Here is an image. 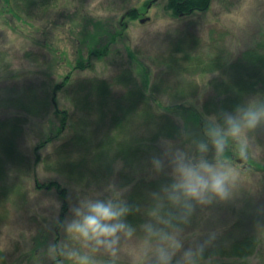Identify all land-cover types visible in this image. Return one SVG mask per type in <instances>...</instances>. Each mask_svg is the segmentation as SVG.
<instances>
[{
	"label": "rangeland",
	"instance_id": "1",
	"mask_svg": "<svg viewBox=\"0 0 264 264\" xmlns=\"http://www.w3.org/2000/svg\"><path fill=\"white\" fill-rule=\"evenodd\" d=\"M138 1L145 0L62 2L55 14L57 25H50L48 34L39 36L41 42L33 40L35 33L0 28V65L9 67L7 75L19 74L12 81H0V118L13 112L22 113L21 104L27 103L25 93L43 92L46 77L57 72L69 73L80 56L87 55L88 46L96 40L97 44H105L110 32H119L121 36L112 45L109 56L97 62L94 70L78 72L77 80L94 77L111 80L121 75L126 66H138V61L154 74H160L163 73V57L175 49L181 55L191 52L204 57L236 58L242 51L255 47L264 35V0H213L208 12L182 19L173 18L165 7L166 0H160L157 6L146 10L140 20H126L120 26L119 20L126 9L137 5ZM86 26L88 31H83ZM128 48L135 53V59ZM27 51L32 52L30 57L25 56ZM56 76L53 77L56 79ZM170 81L183 88L191 83L175 75ZM168 93L158 96L164 105L177 101L174 93ZM114 94L120 97L121 87L116 88ZM58 98L61 107L74 114L72 124L77 129L73 134L89 140L87 147L76 150L73 160H67L80 163L86 178L80 180L75 176L70 163L62 168L53 162L58 160L57 156L53 157L56 147L65 137L54 139L40 152L43 160L34 163L36 146L58 130L59 122L53 116V107L41 113L42 108H39L33 115L26 114L28 121L18 143L30 163L25 169L10 167V176L0 181V264H52L57 251L61 253V264H157L159 247L171 254L170 259L187 262L198 250L246 234L258 237L264 251V175L208 163L206 156L195 154L193 144L169 141H161L156 152L148 153L133 167L126 166L115 161V151L107 150L106 141L111 131L108 125L100 124V115L75 109L73 94L60 93ZM110 102L124 111L118 102ZM248 103L255 105L253 99ZM132 118L135 135L149 137L152 128ZM262 118L249 135L244 131L237 137L255 160L264 163V116ZM206 168L227 176L226 198L210 190L203 198L187 194L185 185L189 180L185 173L208 176L210 172ZM137 175L146 179L148 200L141 211L142 223L130 227V235L121 232L119 243L109 249L94 240H86L75 231H68L70 223L82 220L91 203L100 201L114 206L119 196L126 193L122 194L120 188L124 183L122 178ZM35 177L40 183L59 181L68 189L69 212L60 227L62 200L56 191L38 189ZM154 178L160 185L153 190L149 181Z\"/></svg>",
	"mask_w": 264,
	"mask_h": 264
},
{
	"label": "trees",
	"instance_id": "2",
	"mask_svg": "<svg viewBox=\"0 0 264 264\" xmlns=\"http://www.w3.org/2000/svg\"><path fill=\"white\" fill-rule=\"evenodd\" d=\"M67 1L71 0H0V28L17 33H35V38L32 39L41 42L39 36H46L48 27L57 25L58 16L55 14L59 10L58 4ZM159 1H138L137 5L126 9L119 25H124L126 20H140L146 10L157 6ZM212 2L213 0H166L165 7L173 18L182 19L208 12ZM50 10L53 11L51 15ZM86 30L88 31L87 26L83 31ZM119 36V32H110L105 44H97V40L90 44L87 55L80 56L69 73L57 72L46 77L41 93H25L27 103L21 104L22 113L13 112L0 118V181L10 176V167L25 169L30 163L29 157L22 152L18 143L28 121L26 114L33 115L39 108H42L41 113L50 107H53V116L59 122L58 130L36 146L34 163L38 164L43 160L40 152L52 144L54 139L65 137L56 147L53 157L57 156L58 160L53 162L62 168L70 163V170L75 176L80 180L86 178L87 174L80 169V163L67 160L74 157L76 150L85 145L87 147L89 140L73 134L77 129L72 124L74 114L61 107L58 98L60 93H66L67 96L73 94L75 109L95 112L100 115V124L109 126L111 136L106 141V147L107 150L116 152V162L133 167V164L142 161L148 153L156 152L161 141H169L193 144L192 150L195 154L206 156L208 163L229 165L246 173L264 175V163L255 160L245 143L237 137L244 131L249 135L253 130V127L247 125L245 113L264 108V35L255 47L242 51L236 58H224L220 55L204 57L191 52L181 55L175 49L167 57H163V73L160 74H154L150 68L138 61V66H126L121 75L111 80L98 77L77 80L78 72L94 70L97 62L109 56L112 45ZM128 50L130 52L129 48ZM31 55L30 51L25 53L26 57ZM130 56L134 59L136 57L134 52H130ZM8 70L9 67L0 65V81H12L19 76L18 73L7 75ZM55 75L56 79L53 77ZM172 75L189 79L191 83L185 88L179 84L174 86L170 81ZM187 76L190 78H186ZM58 78L60 81L57 82ZM119 87L122 94L116 97L114 91ZM168 92L174 93L177 101L164 105L158 96ZM250 99L255 101L254 106L249 105ZM110 101L118 102L124 111H120L119 105L114 106ZM228 116L234 117L240 125L241 131L236 136L228 134ZM132 117L152 128L149 137L135 135L131 128ZM214 129L221 132L224 141L222 149L215 144L219 137L213 135ZM83 140L86 142H82ZM127 168L121 171V176ZM122 180L124 183L120 188L122 194L126 193L119 196L114 206L127 208L122 217L123 221L129 227H137L142 223L141 211L148 200L146 179L137 175L132 178L123 177ZM35 182L38 189L56 191L60 196V227L69 212L68 189L59 181L40 183L35 177ZM158 185L160 184L157 179H150V189L154 190ZM55 246L57 249V244ZM60 254L57 251L52 264H61ZM169 264H264V251L258 237L246 234L227 243L198 250L187 262L170 259Z\"/></svg>",
	"mask_w": 264,
	"mask_h": 264
},
{
	"label": "clouds",
	"instance_id": "3",
	"mask_svg": "<svg viewBox=\"0 0 264 264\" xmlns=\"http://www.w3.org/2000/svg\"><path fill=\"white\" fill-rule=\"evenodd\" d=\"M248 127H255L261 116H264V108L258 111H249L245 113ZM226 123L229 125L228 134L236 136L241 128L234 117L228 116ZM213 135L219 137L215 140L217 148L222 149L224 141L219 129L213 130ZM210 175L204 176L197 173L186 172L189 182L185 185L187 194L195 198H203L206 191L213 192L220 198H226L228 195L227 176L222 172H212L206 168ZM127 212V208L115 207L111 203L95 202L88 206L87 212L82 220H74L68 225V231L79 233L86 240H94L98 245H104L112 249L119 243L121 232L131 234V229L122 217ZM77 215H80L77 211ZM179 247V245H176ZM157 251V264H169L171 254L159 247ZM185 255H188L186 253Z\"/></svg>",
	"mask_w": 264,
	"mask_h": 264
},
{
	"label": "water",
	"instance_id": "4",
	"mask_svg": "<svg viewBox=\"0 0 264 264\" xmlns=\"http://www.w3.org/2000/svg\"><path fill=\"white\" fill-rule=\"evenodd\" d=\"M144 22V21H143Z\"/></svg>",
	"mask_w": 264,
	"mask_h": 264
}]
</instances>
